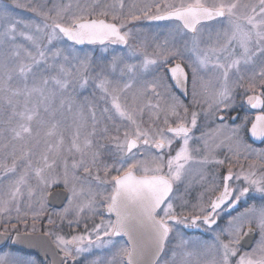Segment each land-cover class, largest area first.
I'll list each match as a JSON object with an SVG mask.
<instances>
[{
    "label": "snow or ice",
    "instance_id": "snow-or-ice-1",
    "mask_svg": "<svg viewBox=\"0 0 264 264\" xmlns=\"http://www.w3.org/2000/svg\"><path fill=\"white\" fill-rule=\"evenodd\" d=\"M49 3L0 0V250L20 246L0 264H37L21 254L36 248L41 264H79L93 249L106 255L88 264H161L174 235L164 264H264V148L253 147L264 143V0H162L127 13L125 0ZM141 18L173 23L133 43ZM84 44L127 51L109 59ZM245 104L262 109L250 127L247 116L225 120ZM201 120L216 127L196 136ZM223 147L230 155L216 158ZM241 158L248 168L235 171ZM194 181L203 191L189 206ZM54 183L67 202L48 212ZM100 209L108 219L89 229ZM82 221L84 233L61 234Z\"/></svg>",
    "mask_w": 264,
    "mask_h": 264
},
{
    "label": "rangeland",
    "instance_id": "rangeland-1",
    "mask_svg": "<svg viewBox=\"0 0 264 264\" xmlns=\"http://www.w3.org/2000/svg\"><path fill=\"white\" fill-rule=\"evenodd\" d=\"M5 2H7L8 4H12V0H5ZM41 2H48V0H41ZM73 3V5H75L77 2H79L80 4H90L92 2V0H51V3H49V7H51L52 3ZM105 2L107 3H113L114 0H105ZM162 2V0H125V13H127V11L129 10V7L133 4H135L137 6V8L140 7H144L145 5L148 4H153V3H160ZM176 3H179L180 0H175ZM155 12V8H153V13ZM12 14L14 16H17L19 18H23V19H27V20H38L37 17H34L32 13L26 11V10H22V9H13ZM96 18V17H94ZM100 18V17H99ZM103 18V17H101ZM110 19V18H109ZM173 22L170 21H160V22H150L147 19L141 18L139 21H134L132 22V24L129 25V27H134L137 29H140V34L138 37L137 41H133V43H137L140 41H144L145 39L148 40V42H151V37L153 36V34H157V33H161L163 31H167V28L169 26H171ZM76 47V46H75ZM77 48V47H76ZM105 48V45H87L84 46L82 48H78V49H83L84 51H87L91 54H93L94 56H100V55H106L109 57V59L111 58V54L113 51L117 52V53H121V52H126L127 49L125 47L123 48H119V47H114L111 44H107V51H103ZM148 51L151 52L152 51V47L148 48ZM148 79H151V77H148ZM91 90L89 89L88 91L84 92L83 95L81 96V100L84 99V97H87L89 95V92ZM130 95V94H129ZM153 103H155V100L152 101ZM101 107H103V105H101ZM145 121H147L148 116L147 114H145L144 117ZM162 119L161 118V124H162ZM3 157L2 155H0V160H2ZM7 163L10 165L11 164V160H8ZM115 174V173H113ZM54 187H63L62 183H54L52 184V186L47 190V194L48 192L54 188ZM47 196V195H46ZM67 201H65L64 204H66ZM45 204L47 207L48 212H53V211H57L60 210L62 207L60 208H52L50 206L47 205L46 203V199H45ZM22 209H23V205H22ZM101 211V215H97L92 219L87 220V225L88 228L91 229L92 227H94V225L96 223H99L101 221V219H108V217H106V215L104 214L103 209H100ZM13 216H15V213H12ZM55 218V217H54ZM0 219H2V217H0ZM15 222V221H13ZM31 219H28V227H31ZM43 224L47 223V216H45L43 218L42 221ZM59 223V221H58ZM0 226H3L2 224H0ZM39 226V225H38ZM19 229H24V225L21 224L19 225ZM85 231V223L84 221L81 222L79 228H69L67 226V222H65V225L63 227V229L61 230V234L65 235L66 237L71 236L73 234H82ZM175 238V235H174ZM120 243H124L125 241L123 239L120 238H116ZM174 247V245H172V242L168 244V248ZM106 252L103 249H93V251L91 253H86V258L88 260L90 259H94L96 257H105ZM166 261V259L161 260V264H164V262Z\"/></svg>",
    "mask_w": 264,
    "mask_h": 264
},
{
    "label": "flooded vegetation",
    "instance_id": "flooded-vegetation-1",
    "mask_svg": "<svg viewBox=\"0 0 264 264\" xmlns=\"http://www.w3.org/2000/svg\"><path fill=\"white\" fill-rule=\"evenodd\" d=\"M101 18V17H100ZM150 22H160V21H149ZM70 43V42H69ZM95 45H100V44H95ZM112 46L114 47H119V48H123L124 46L120 47V46H117V45H113L111 44ZM87 46V45H85ZM176 62H179V61H175L174 63ZM190 71H189V92L191 90V83H190ZM174 91H176V94L180 97V99L184 100L185 103H188V100H190V96L188 98H185L181 93H179L176 89H174ZM240 92L242 93L243 90L241 89ZM246 100V97H244L243 95H237L236 97V104L237 106L240 105V103L242 101ZM262 113V109H251L249 106H247L245 104L244 106V110L243 111H238V112H226L224 113L225 115V120L229 123H231V117L232 116H235V115H239L240 119L235 121V123H240L245 116L248 117L249 119V127L251 126L250 125V122L252 120H254V118L256 117V115L258 114H261ZM217 124L219 123V121L217 120L216 122ZM162 125V124H161ZM216 127V124H213L212 122L210 121H204V120H201L200 121V127L198 128V130H196L195 132V135L196 136H200V134L202 132L204 133H210L214 128ZM179 145L177 144L176 147H178ZM203 146V143L201 142V147ZM253 147L254 148H264V143L260 142V141H255V143H253ZM173 154H174V151H173ZM226 155H230L228 153V150H227V147H223V148H220V149H216L215 150V156L216 158H219V159H223L225 158ZM248 164H249V161L248 160H245L243 158H241L235 165H234V170L235 171H239L240 169V166L243 165L245 169L248 168ZM227 163L225 165H223L222 167H220V171L222 173L226 172L227 171ZM210 171H215V169H211ZM200 191H203V188L198 184V183H193V188H192V191H191V195L190 197H188L189 199V206H191V204H194L196 203V196L198 195V193ZM251 202V201H250ZM243 209V206H241V208L239 210H242ZM235 214V213H233ZM106 217H108V215H106ZM112 219H114V217H112ZM224 221H221V224H223ZM3 226H0V229H2ZM21 230V229H20ZM24 229H22L21 231H23ZM183 232L186 236L188 237H199L201 239H210V237L206 234L202 235L200 232H198L197 230L195 229H183ZM12 235H15V233H12ZM120 239H124V237H118ZM172 242V245H175L178 241L173 237V239L170 241V243ZM3 244V243H1ZM19 248V246H11V241L8 242L7 245H5L2 250H0V254H3V252H7V251H16L17 249ZM171 248H166L165 252L161 255V258H160V261L161 260H168L169 257L171 256ZM21 254H27V255H30L33 259H35L37 261V264H41V262L43 261L44 257L37 254V253H34V252H30L28 250H24L23 253ZM88 259L86 258V254L84 255V258L81 259L79 261V264H88Z\"/></svg>",
    "mask_w": 264,
    "mask_h": 264
},
{
    "label": "water",
    "instance_id": "water-1",
    "mask_svg": "<svg viewBox=\"0 0 264 264\" xmlns=\"http://www.w3.org/2000/svg\"><path fill=\"white\" fill-rule=\"evenodd\" d=\"M101 19H103V18H101ZM85 45H92V44L76 45V47L77 48H82ZM117 46L122 47L123 45H117ZM176 63H178V62H176ZM176 90L179 93H181L178 89H176ZM66 195H67V193L65 192L64 188H62V187H54L48 192V194L46 196V203H47L48 206H50L52 208H60V207H62L64 205V203L66 201V199H65ZM104 214L107 215V213H105V212H104ZM34 235L39 236V233H35ZM124 239L126 241L127 238L124 237ZM1 243H3V242L0 241V244ZM26 250H28V249H26ZM28 251L34 252V253H37V254L43 256V250L42 249L36 248V249L28 250Z\"/></svg>",
    "mask_w": 264,
    "mask_h": 264
}]
</instances>
